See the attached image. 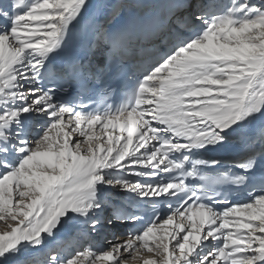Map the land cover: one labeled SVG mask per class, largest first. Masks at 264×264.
Segmentation results:
<instances>
[{"label":"snow or ice","instance_id":"snow-or-ice-1","mask_svg":"<svg viewBox=\"0 0 264 264\" xmlns=\"http://www.w3.org/2000/svg\"><path fill=\"white\" fill-rule=\"evenodd\" d=\"M144 7L0 0V264H264V0ZM136 49L123 103L74 102ZM84 225L127 238L55 243Z\"/></svg>","mask_w":264,"mask_h":264},{"label":"bare ground","instance_id":"bare-ground-1","mask_svg":"<svg viewBox=\"0 0 264 264\" xmlns=\"http://www.w3.org/2000/svg\"><path fill=\"white\" fill-rule=\"evenodd\" d=\"M160 1L162 0H144V3H158ZM117 2H119V0H117ZM115 199L124 200L126 199V197L116 196ZM128 226H130V224L125 225L124 228ZM5 227V224L3 222H0V230H4ZM123 230V228H105L102 232L97 235L96 233L91 232L88 227L84 225L81 228H77L69 237L58 238L55 243L63 244L65 247L69 248V250L87 248L89 246H96L97 250H102L108 247L106 241L113 240V234L119 236L121 240L126 239L127 237L122 234Z\"/></svg>","mask_w":264,"mask_h":264},{"label":"rangeland","instance_id":"rangeland-1","mask_svg":"<svg viewBox=\"0 0 264 264\" xmlns=\"http://www.w3.org/2000/svg\"><path fill=\"white\" fill-rule=\"evenodd\" d=\"M2 223V222H1Z\"/></svg>","mask_w":264,"mask_h":264}]
</instances>
